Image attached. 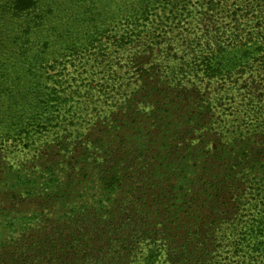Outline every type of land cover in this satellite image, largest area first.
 Wrapping results in <instances>:
<instances>
[{"label": "trees", "instance_id": "trees-1", "mask_svg": "<svg viewBox=\"0 0 264 264\" xmlns=\"http://www.w3.org/2000/svg\"><path fill=\"white\" fill-rule=\"evenodd\" d=\"M190 4L0 0V264H264V0Z\"/></svg>", "mask_w": 264, "mask_h": 264}, {"label": "rangeland", "instance_id": "rangeland-1", "mask_svg": "<svg viewBox=\"0 0 264 264\" xmlns=\"http://www.w3.org/2000/svg\"><path fill=\"white\" fill-rule=\"evenodd\" d=\"M199 1L200 0H190L191 4L188 6L189 11H185L184 16L182 17V21L184 23L191 22L193 17H197L201 13L202 8L199 6ZM160 7H162V6H160ZM155 9L159 10V8H155ZM152 19H153V17L151 16V20ZM86 104H88L87 105L88 109L84 112H83V110L87 106H83V105L79 104L81 106V108L78 112V115L79 114L84 115L87 113L88 116L84 115L87 118H91V116H93V115H98V116H102V117L108 116V114H110V111H109L110 106H112L109 104V102H107L105 99H103V97L99 94H96L93 97H91L89 100H87ZM20 158H22V157L17 156L15 158V160L16 161L17 160H19V161L25 160V159H20Z\"/></svg>", "mask_w": 264, "mask_h": 264}]
</instances>
